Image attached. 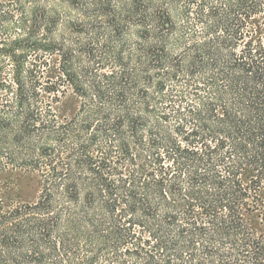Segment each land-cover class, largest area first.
Wrapping results in <instances>:
<instances>
[{
  "label": "trees",
  "instance_id": "16d2710c",
  "mask_svg": "<svg viewBox=\"0 0 264 264\" xmlns=\"http://www.w3.org/2000/svg\"><path fill=\"white\" fill-rule=\"evenodd\" d=\"M0 264H264V0H0Z\"/></svg>",
  "mask_w": 264,
  "mask_h": 264
},
{
  "label": "rangeland",
  "instance_id": "374dc122",
  "mask_svg": "<svg viewBox=\"0 0 264 264\" xmlns=\"http://www.w3.org/2000/svg\"><path fill=\"white\" fill-rule=\"evenodd\" d=\"M40 189V182L37 178L29 175H21L19 177V186L13 192L16 201L32 202L36 200Z\"/></svg>",
  "mask_w": 264,
  "mask_h": 264
}]
</instances>
